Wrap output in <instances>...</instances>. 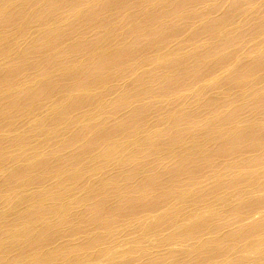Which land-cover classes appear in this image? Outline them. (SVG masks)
I'll return each instance as SVG.
<instances>
[{
  "label": "rangeland",
  "instance_id": "374dc122",
  "mask_svg": "<svg viewBox=\"0 0 264 264\" xmlns=\"http://www.w3.org/2000/svg\"><path fill=\"white\" fill-rule=\"evenodd\" d=\"M30 1L34 2L33 5H25V2L23 3L20 2L19 3L20 6L17 5L16 7H12L11 9L10 7L9 8L6 7L5 5L2 7L3 10H1L0 12V23H1L0 35L1 33L2 35H4L3 36L4 41L6 42L10 41V43L13 42L14 44V47L12 48L11 51L13 54L10 52L9 54L3 55L2 58H1L2 53L0 54V77L1 79L4 80L3 81L0 79V86L2 87L3 85L10 82V80H12L13 77H19V79H22L23 81V79L30 80L31 78H34V76L35 77L41 76V71L42 74L47 73L49 67L54 66L52 64V61L55 65L57 64L59 65L66 62L67 63L71 62L73 60V62H76L73 64L74 66L73 69L76 68L78 70L75 69L73 71L74 74L70 76L65 75V77L64 75L60 77L59 72L57 74V77L56 76L50 77L48 75L43 78L46 79V81L41 79L44 81L42 83L43 85L42 87L39 86L37 89L33 91L24 90L25 92L21 91L18 92L19 94L16 93L14 94V96L12 95L13 96L12 100L17 101L16 102L17 105L10 106L7 110V113L9 114L4 115L5 117H2L3 119L0 118L1 119L0 144L3 145L2 146L3 157H0V161L4 159L7 160L10 158H14L16 155H18L19 157L9 162L10 165L8 163H7L8 166L5 164L6 166L5 169L3 168V171L2 169H0V184H1L0 191L2 189L5 190L3 191L2 194H0L2 196V197L0 196L1 197L0 210L2 208L1 213H3L2 211L4 209H5L4 211H10V212L11 211L13 212L14 210L15 211L18 210L17 208L20 205L19 202H21L19 196L23 197L24 195H26L25 192L28 188L25 190V192L23 189H21V191L15 190V192H13V189H15L14 184H18L22 182L21 181L22 177H20L18 173L17 176L12 175L13 178H10L11 176L8 175L9 179L7 180L3 179L4 177L6 178V175L9 174L10 172L11 173H14V171L18 172L19 167L22 166L26 167L31 164H38L42 161H44L43 162L44 165H47L48 160L56 161L55 164H58L60 158L58 160V157L55 158V156L59 154H61L62 162L65 161V164H70L68 162L71 161L73 162V160L74 161L80 160L85 155L84 154L85 150L88 149L89 147L92 148V145L89 146V144H91L93 141H94L93 142L94 147H96L95 145L97 144L98 141L99 144H97V146L98 145L100 146L101 140L104 136H105L104 137L105 140L103 138L102 142L105 141V144H107L106 142H108L109 147L110 144H112L111 142L116 141L118 143L117 147L119 148L121 146V148L120 150L117 149L120 152L119 156H118V151L116 155H113L112 158L114 162H112V164L111 162L108 163L107 161L106 163H104L105 168L103 167L102 169H104L105 171L102 170L103 173L96 172L93 174V172L88 173L87 171L86 173L88 174L81 173L80 176L77 175L80 177V179L79 177L76 176L77 177L76 179L79 180L78 182L79 186H76L78 191L76 190L74 191L73 186H71L72 187L71 190H70L71 187L69 188V191L70 193H72L73 190L74 191L73 196L75 195L74 197L76 198V200L77 199L78 200L77 201L75 200L77 204L74 203L76 204L74 205L76 207H73L71 205L70 209H68L69 211L65 216L66 220L60 219L61 221H59L52 219L53 223H51V225L53 224V226L51 227V225H49V227H47L48 226L47 224L44 227V229H46L47 232L46 231H43L44 233L42 231L36 232L35 234H32L34 237H32V235H29L31 239H29L28 236L24 238L25 241L19 243H12V244L6 243L0 249V264H264V142H263V146L259 150L256 149L257 151L247 150V148L245 147L246 144L243 146L244 148L242 147L243 149L240 148L239 146V149L237 148V150H235L233 154L231 153L232 155H228L226 152L222 153L221 151V148L223 147V142L226 143L228 140L226 139L224 141L222 136L223 134H226L225 131L228 130L229 132V130L235 127L233 125L236 124L238 125L236 127H240V129L248 130V132H250L251 131L250 129L254 125L263 123L262 118L260 117V114L257 112V110L251 109L248 106L250 103L248 101L251 100L253 98L252 96H254V94L257 93H260V95L264 96V66H263L264 64L260 68L257 67V70L255 68L254 71H252L251 68L247 69L248 66L246 65H249V62L252 63L251 61L253 60L256 61V59L258 60L260 57L262 58V56H264V0H192L193 1V3L191 2L192 4L186 3L185 6H183V8L182 6L179 7L177 6V9H176V3L177 4L182 3V0H166L167 4L165 0H160V1L152 0V2L153 1L155 2V5L152 6L149 5V7L147 2H151V0H147V1L145 0H103V1L97 0L96 1L95 0L96 3L90 7L88 4L84 2V0H81L80 2L79 0H49V1L30 0ZM0 2L8 3L11 5L13 3V0H0ZM144 2L147 4L146 8H145L146 4ZM83 4L87 7L86 8L80 7ZM103 4L106 5V7L105 8L102 7V10L98 11L99 14L90 17ZM31 6H34L36 8L34 12L32 11L33 13L30 14L31 15L30 17V15L25 14L27 12V10L25 9L30 8ZM169 6L171 7L169 8ZM121 7H123V10H121L122 9ZM23 8L24 10H22ZM94 9L95 11L91 13L92 10ZM143 9H144V13L142 12ZM168 9H170L169 10L170 12L168 11ZM36 11L39 12L37 13ZM54 12L56 13L54 14ZM190 12H192L191 16H190ZM13 13L14 15H12ZM4 14L7 16L6 18ZM57 15L58 18H56V20H52L53 24L50 23L49 25H47L48 20H50V18L52 19L54 17H57ZM22 16L23 17L26 16L25 17L26 21L22 19ZM189 16L190 18H188ZM31 20L32 23L30 22ZM204 21L207 22V24ZM208 21H210V23H208ZM59 22L61 24L58 25ZM131 22H134L132 23L133 25L132 28L130 26ZM22 23L26 24L28 27H24L25 25H22ZM45 23L47 24L45 25ZM204 23L206 27H204V31H202L201 28H203L202 25ZM41 25L45 27H42ZM213 25H216L217 27L215 31L209 29L210 26L215 28V26ZM3 26L4 28L8 27L9 30L7 31V28L6 30H4ZM39 26L41 27L39 28ZM26 28L27 29L29 28L28 33L25 37L26 39L24 38L22 39L19 30L21 29L25 30ZM41 28L43 30L44 28H46L47 32L45 31L44 33ZM48 29L50 31H48ZM200 29L202 32L199 31ZM212 31L215 32L213 36L211 35L213 33ZM42 32L45 35L42 34ZM199 32L201 33V35ZM40 33L42 34L43 37L41 36ZM63 33H65V35ZM122 33L126 35L120 36L123 35ZM51 35L54 37H52ZM63 35L64 37H62ZM27 37L29 41H26ZM57 37L58 40L60 39L59 42L56 39ZM65 37H68L69 40ZM5 38H7L8 40ZM117 40H119L121 45H119L120 44L119 42H115ZM27 42L28 43L31 42L27 47L28 51L25 46ZM112 42L113 44H111ZM20 44L21 47H19ZM103 44L104 47L108 46L109 44L108 46L109 48L112 46L119 45V49H120V53L118 57L117 58L115 57L116 62H114L113 64L111 63V65H109L110 68L108 64L109 62H113L112 59H114L115 55L113 57H111L113 54L110 56L111 60L107 58V60L109 61L108 62L106 60L108 62L106 67L107 69L105 68L106 63L104 64L105 60L103 61V55L101 54L102 57L100 56V53L104 54L105 53L104 51L106 50L104 49L102 51L99 50V48H101ZM110 44L112 46H110ZM54 46L56 47V49L54 48ZM125 47L126 49L124 50L123 48ZM66 48L68 49V52ZM17 49L20 50L17 51ZM30 49L31 50L35 49V51L37 52L32 51L31 53ZM24 51L26 54L24 53ZM193 51L196 54H199V55H195L198 56L197 58L198 60L195 57L193 58L194 56V54H192L194 53ZM211 51L212 52L218 51V53L215 52L214 55L215 57L222 56L223 58L224 54L228 55L227 57L228 59L226 57L224 58V61L226 59L227 61L223 62L222 60V63H220L219 66H216V68L211 69L210 66H212L213 63L212 60L214 59L212 58L213 54H211ZM59 53H62V55L63 54L65 55L67 53L68 55L66 54V56H68V58H66V56L61 57L60 56L61 54ZM52 54H55L56 56ZM85 54L88 55L90 59V63L92 65L89 63L88 61L89 59H86L88 57ZM191 55H193L192 58H189ZM53 57L55 58L58 57V58L55 59ZM9 58L11 60L9 62L11 63L8 62ZM48 58L49 60H47ZM27 59L30 61H28ZM63 59H65V61ZM190 59H192L191 61H194V59H196L198 62H195L196 61L195 60L194 63L196 65L198 64L199 65L196 68H194L195 69L193 70L194 72L192 71V73L188 75V71H189L188 66L193 63L190 61ZM82 60H84L85 63L84 62L81 63ZM189 61L191 62V64H188L190 63ZM27 62L30 64H28ZM12 63L13 65H11ZM184 65L186 66V68ZM196 65H194V67ZM4 66H6L7 68ZM180 66L181 68H179ZM11 67L12 69H10ZM172 67L174 68V70L172 69ZM204 67L207 68V71L205 73L204 71L206 69ZM108 68L112 71V73H110L111 71ZM14 70L16 72H14ZM45 70L47 72H45ZM85 70L87 71L85 72ZM106 70L107 71L109 70L108 77H110V74L112 77L111 79L107 80V83L104 82L105 79L102 77L107 75L106 73L108 72ZM178 70L180 72H178ZM211 70L214 72H210ZM114 71L115 73H113ZM236 71H239V73H237ZM17 72H18V76L16 75ZM120 72L121 74L123 73L125 74L118 78L119 76L118 74ZM11 73H15L14 76H11L12 75ZM27 73L28 75L25 76V74ZM209 73H211L212 75ZM173 74L176 76H174ZM191 75L194 76L193 77L194 79L192 78ZM171 76L175 77L176 80ZM178 76L180 80H182L181 82L179 81V78H177ZM49 77L51 80L49 79ZM52 78L53 79L55 78L54 81ZM61 78H65V79L60 80ZM102 79H104V81H102ZM168 79L169 82L171 81V79H174L175 81L173 80L172 82L175 83V86L179 84L178 85L179 87L178 86L176 88L173 87L172 86L173 84L171 82L172 85L171 84L169 85L171 87V88L169 87L171 91L167 92L169 90ZM68 80L70 83L68 82ZM98 81L99 82L101 81L99 85L97 84ZM176 81H179L180 83L179 82L176 83ZM235 81H237V83ZM63 82L67 85H65ZM78 83L80 85H78ZM91 83L95 85V88L97 87L96 91L95 89L90 90V92L94 91L93 93L87 91L84 94V97L82 94L79 93H78L79 97L77 94L71 96L70 97L71 99L73 97L74 98L72 100L69 99L68 101L65 102L67 103L65 104L66 107L64 106V102L61 103V106L65 108L64 111L67 113L61 111L62 107L60 106V101L58 100L55 101L54 103L58 106L57 107L54 104L56 106V107L54 106L55 109L58 110V112L60 111L61 112L58 113L56 111L57 114L55 113L52 116L53 118L48 117V114L47 112L44 111V109H46L45 107H48V104H50L49 101L51 99L55 100L56 98L60 97V95L63 92L65 93L66 90L75 91L80 87L86 85H87L86 87L89 88V86H93L90 85ZM181 83L184 85L183 88H181L183 86ZM246 83L248 84V86ZM36 84L38 85V83ZM45 84L47 85V87ZM65 86L66 87L68 86L69 88L68 87L66 88ZM236 87L239 88L237 89ZM104 88L109 90L107 91L108 93L106 92L107 96L105 103L107 104V106L103 105L102 107L99 104L98 106L95 102L89 104L90 99L94 98L95 94H99L100 92H103ZM175 89L176 91H174ZM17 95L23 97L26 96L25 98V100H27L26 103L24 98ZM27 96H29V98ZM20 99L22 100L19 101ZM18 102L20 103L19 105ZM40 102L41 104H39ZM212 102L215 103L212 104ZM76 103L79 106L75 107V105H77ZM38 104L40 105V107ZM216 104L218 105L216 106ZM67 105L69 106V108L70 105L72 106L69 109ZM240 105L242 109L240 108ZM1 107L2 105H0V109ZM33 107L37 109H34ZM59 107L61 108L59 109ZM67 109L68 111L71 110L70 114L67 111ZM237 109L238 110L240 109V111H238V117H237L238 119L234 117L233 120V117H230V115L233 113V111ZM28 111L31 112L35 111V115H30V116L28 115L27 117H24L25 120H23V118L22 120L16 119L19 122L13 123L15 124V126L12 129H10L12 132L7 128H5V126L7 127L8 125L7 123L11 124V122L14 121L15 118L19 117V115L22 116L25 115ZM171 112L173 113L172 116H174L175 122L177 117L180 116L181 118H185L187 116L190 117V118L187 117V119L190 122L185 118L183 121L184 124L182 123L183 125L182 124L180 125L181 129L179 134L176 132L177 124L175 125L174 124L175 122L172 119L169 120ZM194 112H197L198 114L192 116ZM64 114H65L64 118L66 121L63 118ZM67 114H69V116ZM167 114H169V116ZM211 116L214 118H218L217 121L222 122V123L218 122L219 124H216L217 121L215 122V127L217 128L216 135L218 134L219 135L217 136L218 138H216V140L214 141L209 137L210 134H208V129H209L208 126H210V124H208L209 123L208 121H211L210 120L212 118ZM223 116H225L224 117L225 119L223 118ZM11 118L14 120H9ZM44 118H47L44 125L47 126L46 127L43 126L44 128L40 127L37 132L36 131L38 127L37 125L39 124L40 120H43ZM191 118H193V120H190ZM6 119H8V122L4 123L3 121ZM52 119L54 120L51 121ZM161 120L163 124L161 123ZM191 121L192 123L196 122L195 126L194 124H191ZM247 122L249 123L247 124ZM185 123H187V125ZM223 123L227 126L224 127ZM59 124L62 127H60ZM145 125L146 127H144ZM53 126L55 127L53 128L52 132L48 133V130ZM219 126H223V127L218 128ZM147 127L150 130H148ZM185 127L189 128L190 130L192 129L190 131V134L188 133L184 135V131L182 129H184ZM42 128L44 130H42ZM153 128L155 130H153ZM221 128H223L224 131H221L222 130ZM142 129H144V131H142ZM83 130L85 131L87 130V133L84 132V134L85 137L88 139V140L85 139L84 142L82 139L83 135L80 134L81 131ZM131 130L134 131L135 133H133ZM136 131L138 133H136ZM217 131L220 133H218ZM31 133H33L34 135H32ZM52 133H56V134H52ZM78 133L79 135L78 137H76ZM197 133H199L200 135L198 136ZM30 134L32 137L30 136ZM134 134H136V136ZM164 134L166 135L164 136ZM174 134H176L177 136ZM21 135L26 136L25 137L26 139L29 138L27 139L29 142H27L23 147L21 146L22 147L21 149L20 148L16 149V147H11V148L8 147L10 149L9 150L4 148V146L6 147V145L9 143L10 140L21 137ZM170 135L173 138H170L171 137ZM186 135H188V137ZM74 136L76 137V139L74 138ZM182 136H184L185 138ZM192 136L194 137L196 136V137L194 138ZM219 136H221L220 140H219ZM38 137L41 138L38 140ZM177 137L179 139L177 140L178 145L175 149L176 151L174 150L176 154L171 156L170 151H168V149H164L163 147L164 145L166 146L167 144H169L168 141L171 139L172 140L170 143H174V140L176 141ZM190 137H192V139ZM198 137H200V139H198ZM68 138L69 139L74 138L73 140H70L69 144H71V146L69 148H67L66 146H62L63 142ZM33 139H36V142ZM141 139L144 142L140 141ZM196 139L198 140L196 141ZM90 140L92 142H90ZM107 140H111V141H107ZM38 141L39 143H42L41 144L42 146L39 147L40 144L39 145L37 144ZM133 142L134 143L137 142L136 144L139 146H137ZM152 142L153 144H151ZM196 142H198L199 145ZM200 142L203 144H200ZM30 143H33V145ZM35 143L37 145H35ZM29 145H31L33 148ZM141 145L145 147L142 148ZM35 146L40 148L38 149L39 152L37 151ZM155 146H156V150L154 148ZM212 146L214 150V155L211 157V164L209 165V167L207 165L206 166L200 165V169H197V174H192L194 173V170L192 169L193 165L194 164L196 165V162H194V160H198L199 151H201V149L199 148L202 149L204 148L203 150H207V149L210 150ZM135 147H137V149ZM159 147H161L162 150ZM194 148L196 149L194 150ZM89 149L86 150V153L87 151H89ZM189 150L190 151L193 150L194 151L193 153L196 152L195 157L193 156L194 154L192 153V151L191 153H189L190 152ZM219 150L221 153H219ZM121 151L123 152L122 154ZM52 152L55 153L52 154ZM56 152H58V154ZM62 152L64 155L62 154ZM156 152H158L159 154ZM175 155L178 159L181 158L180 156L183 155V158H185L184 162H186V164L187 163L189 164L188 166H185L184 171L186 168H188L189 170L187 169L185 172H183L182 175L177 176L176 178L175 177L172 178L173 176V171H172V175L170 174L168 178L164 179L163 178L164 175L161 169L163 170V168H165V166L167 165L168 166L172 164L174 165L175 162L177 164L178 160L175 157ZM45 156L47 157L50 156L48 157L50 159H48ZM53 156L55 159L52 158ZM63 156H65L64 157L65 159L63 158ZM123 157H125V159ZM257 158H260L259 159L260 162H257L258 164L255 163L256 162L255 160H257ZM86 159L87 158L83 159V161L85 160L86 162H83L82 170L84 169V167H87V165L89 164V161H87ZM192 160L194 163L192 162ZM107 163L111 164L109 166L110 168L107 167L108 166ZM204 164H205V160H204ZM90 165L92 164H89L88 168L91 167ZM41 168L42 166L39 167V170L36 169L37 171L35 172L37 174L34 173L35 174L34 178L32 176L31 177L28 176L30 177L27 179L29 180L28 183L30 182L29 184L32 185L37 184L38 183L37 179H39L40 177L41 179H44L46 181L48 180V178H46L48 177V173H46L48 171V169L46 168L48 167H46L45 169L43 168L41 169ZM43 170H45L44 174H42ZM142 170L144 172H142ZM41 174L44 177H42ZM99 174H103L102 177H100ZM81 177L83 178V180L81 179ZM162 178L166 182L165 186L162 183L163 182ZM23 179L24 178H22V180ZM152 179L154 181H152ZM171 179L173 182L171 181ZM27 180L24 179L23 181L27 182ZM32 180L33 182L36 181L35 184L32 182ZM7 181L8 183L6 184ZM95 182L96 185L98 184L100 186V188L98 185L97 186L94 185ZM3 183H5L6 185ZM84 183L89 184L88 188H91L90 190L88 189L87 191L88 194L85 193L84 191H79L80 189H78L81 188V185ZM103 183H105L106 185H104ZM9 184H11V187ZM46 184H47L46 186H48V183ZM76 187H74V189H76ZM161 188L163 191L161 190ZM94 191L97 193H95ZM15 193L16 194L20 193V194L19 195L17 194L16 196ZM83 194L85 197L83 196ZM93 194L94 195L97 194L95 198H93ZM79 197L81 199H79ZM7 199L9 200L7 201ZM4 200H6L7 202ZM4 202L6 204H4ZM46 202H48V200ZM13 208L14 210H12ZM71 209L72 212L73 211L75 212V213L73 212L74 215L72 214ZM106 210H108V212ZM116 210H118V212ZM45 211L46 212H44V214L48 215L47 210ZM36 212L37 211L34 212V215H36ZM40 213L38 210L37 217L43 216V212L40 211ZM114 214H116L115 215L116 217H114ZM174 215L175 218L173 217ZM71 217H73V219H71ZM179 217L183 219H179ZM129 219H131L132 221ZM173 219H175L174 220L175 222H173ZM56 221L59 222L58 225L57 223H54ZM170 221H172L173 223ZM182 221L184 222V224ZM86 222L89 223L86 224ZM88 226L89 228H87ZM55 229L57 230L55 231ZM40 232H42L41 234L44 235L42 236ZM67 232H69L70 235ZM66 234H68L69 237ZM36 237H38V239H36ZM41 238H43V240L45 241H43ZM34 240L36 242H34ZM93 241H95V243H92ZM50 244L51 245L55 244V245L54 247L53 245L50 247ZM202 247H204V249ZM34 250L35 252L38 251L37 253H40V255H38V257L33 259L30 258L28 254L33 252ZM25 253L27 254L26 260L21 261V257H20L21 254L26 255Z\"/></svg>",
  "mask_w": 264,
  "mask_h": 264
},
{
  "label": "bare ground",
  "instance_id": "6f19581e",
  "mask_svg": "<svg viewBox=\"0 0 264 264\" xmlns=\"http://www.w3.org/2000/svg\"><path fill=\"white\" fill-rule=\"evenodd\" d=\"M36 1V0H35ZM49 1V0H48ZM97 1V0H96ZM96 1L95 0H84V2L86 3V4H88L89 5V7L90 6H92V5H94L95 3H96ZM103 1V0H102ZM145 1H147V0H145ZM156 1V0H155ZM160 1V0H159ZM166 1V0H165ZM183 1V0H182ZM190 1V0H189ZM3 2V1H2ZM8 2V1H7ZM17 2V3H16ZM23 3V2H25V5H33V3L34 2H32V1H30V0H13V3L10 5V4H8V3H1L0 2V12H1V10H3V6H5L6 5V7H10V9L12 8V7H16L17 5L18 6H20V4L19 3ZM42 2V1H41ZM191 2L193 3V1L191 0ZM196 2H198V1H196ZM51 3V2H50ZM108 3V2H107ZM126 3V2H125ZM145 3V2H144ZM143 3V4H144ZM148 3V7H149V5L150 6H152V5H155V2L153 1L152 2V0H151V2H147ZM153 3V4H152ZM161 3V2H160ZM192 3H190V4H192ZM46 4V3H45ZM146 4V3H145ZM166 4H167V1H166ZM7 5H9V6H7ZM23 5V4H22ZM21 5V6H22ZM24 5V6H25ZM44 5V4H43ZM175 5V4H174ZM174 5H173V7H174ZM35 6H36V4H35ZM73 6V5H72ZM141 6V5H140ZM146 6H147V4L145 5V8H146ZM23 7V6H22ZM39 7H41V6H39ZM80 7H87V6H85L84 4L83 5H81ZM102 7L103 8H105L106 7V5H101V7L97 10V11H95L94 13H95V15L96 14H99V12L98 11H101L102 10ZM143 7H144V5H143ZM148 7H147V9H148ZM171 6H169V8H170ZM7 8V9H8ZM21 8V7H20ZM27 8V7H26ZM35 8L36 7H34V6H31L30 8H27V9H25V10H27V12L25 13V14H28V15H30L31 13H33L34 12V10H35ZM45 8V7H44ZM46 8H48V7H46ZM122 9L121 10H123V7H121ZM142 8V7H141ZM6 9V8H5ZM18 9V8H17ZM88 9V8H87ZM9 10V9H8ZM22 10H24V8L22 9ZM37 10H39V9H37ZM42 10H43V8H42ZM63 10V9H62ZM82 10V9H81ZM150 10V9H149ZM155 10V9H154ZM170 9H168V11H169ZM175 10V9H174ZM17 11V10H16ZM19 11H20V9H19ZM33 11V12H32ZM60 11V10H59ZM85 11V10H84ZM147 11V10H146ZM145 11V12H146ZM230 11H232V10H230ZM230 11H229V13H230ZM14 12V11H13ZM37 12V11H36ZM39 12V11H38ZM37 12V13H38ZM64 12H65V10H64ZM96 12H98V13H96ZM130 12V11H129ZM143 13H144V9H143V11H142ZM170 12V11H169ZM3 13V12H2ZM8 13V12H7ZM56 12H54V14H55ZM82 13V12H81ZM84 13V12H83ZM191 13L192 12H190V16H191ZM24 14V15H25ZM57 14H58V12H57ZM5 15V14H4ZM8 15V14H7ZM12 15H14V13L12 14ZM32 15H34V14H32ZM52 15V14H51ZM56 16V15H55ZM190 16L188 17V18H190ZM192 16H195V15H192ZM7 16L5 15V18H6ZM25 17L26 16H22V19L23 20H25ZM30 17H31V15H30ZM50 17V16H49ZM52 17V16H51ZM61 17V16H60ZM142 17V16H141ZM4 18V17H3ZM4 18V19H5ZM17 18V17H16ZM21 18V17H20ZM33 18V17H32ZM56 18H58V15H57V17H54V18H50V20H48V24L47 23H45V25L47 24V25H49L50 23H52V20H56ZM138 18V17H137ZM144 18V17H143ZM19 19V18H18ZM192 19V18H191ZM47 20V19H46ZM58 20V19H57ZM70 20V19H69ZM132 20V19H131ZM143 20V19H142ZM216 20V19H215ZM20 21H22V20H20ZM26 21V20H25ZM37 21H40V20H37ZM81 21V20H80ZM212 21V20H211ZM219 21V20H218ZM19 22V21H18ZM31 23H32V20L30 21ZM34 22V21H33ZM46 22V21H45ZM205 22V21H204ZM214 22V21H213ZM223 22V21H222ZM24 23V22H23ZM22 23V25H25L24 27H28L26 24H23ZM41 23V22H40ZM68 23V22H67ZM132 23H134V22H131L130 24V26H131V28H132ZM143 23V22H142ZM156 23V22H155ZM206 24H207V22H205ZM205 23L203 24V25H205ZM208 23H210V21H208ZM215 23V22H214ZM214 23H212V24H214ZM1 24V23H0ZM12 24V23H11ZM38 24V23H37ZM53 24V23H52ZM59 24H61L60 22L58 23V25ZM64 24V23H63ZM82 24V23H81ZM211 24V25H212ZM3 25H4V23H3ZM5 25H7V24H5ZM13 25H14V23H13ZM19 25H20V23H19ZM144 25V24H143ZM202 25V27L203 28H201L202 29V31H204V27H206V25L205 26H203ZM216 25H217V23H216ZM216 25H213V26H215V28L214 27H212V26H210V30H214L215 31V29L217 28L216 27ZM2 26V25H1ZM12 26V25H11ZM42 27H45V26H43V25H41ZM41 26H39V28L41 27ZM127 26V25H126ZM167 26V25H166ZM222 26H223V24H222ZM15 27V26H14ZM19 27V26H18ZM29 27H30V25H29ZM47 27V26H46ZM51 27V26H50ZM79 27V26H78ZM152 27H153V25H152ZM258 27V26H257ZM7 28V31L9 30L8 29V27H6ZM6 28H4V26H3V29L4 30H6ZM9 28H11V27H9ZM48 28H49V26H48ZM55 28V27H54ZM58 28V27H57ZM122 28V27H121ZM124 28V27H123ZM207 28H208V25H207ZM213 28V29H212ZM224 28V27H223ZM15 29V28H14ZM29 29V28H28ZM28 29L26 28L25 30H23V29H21V30H19V32H20V35L22 36V39L24 38V39H26L25 37H26V35H27V33H28ZM42 29V28H41ZM130 29V28H129ZM140 29V28H139ZM150 29V28H149ZM201 29L199 30L200 32H202L201 31ZM221 29V28H220ZM219 29V30H220ZM254 29V28H253ZM17 30V29H16ZM52 30H53V28H52ZM57 30V29H56ZM61 30V29H60ZM67 30V29H66ZM75 30V29H74ZM131 30V29H130ZM208 30V29H207ZM206 30V31H207ZM218 30V31H219ZM257 30V29H256ZM15 31V30H14ZM42 31L45 33V31H46V28H44V30L42 29ZM48 31H50L49 29H48ZM96 31V30H95ZM118 31V30H117ZM121 31V30H120ZM209 31V30H208ZM10 32V31H9ZM17 32V31H16ZM42 32V34H44ZM47 32V31H46ZM54 32V31H53ZM58 32V31H57ZM84 32V31H83ZM94 32V31H93ZM115 32H116V30H115ZM131 32V31H130ZM199 32V33H200ZM213 32V31H212ZM217 32V31H216ZM6 33V32H5ZM49 33V32H48ZM52 33V32H51ZM127 33V32H126ZM196 33V32H195ZM198 33V34H199ZM214 33L215 32H213L211 35L213 36L214 35ZM12 34V33H11ZM18 34V33H17ZM31 34V33H30ZM41 34V33H40ZM42 34H41V36H42ZM56 34V33H55ZM59 34V33H58ZM64 35H65V33H63ZM112 34V33H111ZM119 34V33H118ZM123 34V33H122ZM144 34H145V32H144ZM217 34V33H216ZM10 35V34H9ZM45 35V34H44ZM61 35H62V33H61ZM64 35L62 36V37H64ZM124 35H126V34H123V35H120V36H124ZM200 35H201V33H200ZM4 35H2V33H1V35H0V54L2 53V56H1V58L3 57V55H6V54H9L11 51H12V48L14 47V44H13V42L12 43H10V41L9 42H6V41H4L3 40V37ZM6 36V35H5ZM14 36V35H13ZM20 36V37H21ZM52 36V35H51ZM67 36H68V34H67ZM77 36V35H76ZM129 36H130V33H129ZM195 36V35H194ZM197 36V35H196ZM43 37V36H42ZM49 37V36H48ZM52 37H54V36H52ZM72 37H73V35H72ZM104 37V36H103ZM140 37V36H139ZM10 38V37H9ZM60 38H61V36H60ZM65 38H67L68 39V37H65ZM82 38V37H81ZM129 38V37H128ZM199 38V37H198ZM232 38V37H231ZM5 39H7V38H5ZM36 39V38H35ZM45 39V38H44ZM54 39V38H53ZM57 40H58V37L56 38ZM8 40V39H7ZM21 40V39H20ZM41 40V39H40ZM60 40V39H59ZM59 40H58V42H59ZM69 40V39H68ZM194 40V39H193ZM26 41H29L28 40V37H27V40ZM52 41V40H51ZM103 41V40H102ZM107 41V40H106ZM105 41V42H106ZM225 41H226V39H225ZM34 42H35V40H34ZM36 42H37V40H36ZM47 42V41H46ZM53 42V41H52ZM51 42V43H52ZM115 42H119V40H117V41H115ZM193 42V41H192ZM198 42V41H197ZM25 43V42H24ZM28 43V42H27ZM26 43V49H27V47H28V45H29V43H31V42H29L28 44ZM45 43V42H44ZM48 43V42H47ZM50 43V42H49ZM60 43H61V41H60ZM60 43H59V45H60ZM65 43H67V42H65ZM104 43V42H103ZM120 43V42H119ZM221 43V42H220ZM15 44H16V42H15ZM19 44V43H18ZM37 44V43H36ZM39 44H40V42H39ZM57 44V43H56ZM71 44V43H70ZM105 44H107V43H105ZM111 44H113V42L111 43ZM110 44V46H112ZM118 44V43H117ZM35 45V44H34ZM45 45V44H44ZM44 45H43V47H44ZM47 45V44H46ZM53 45V44H52ZM68 45V44H67ZM101 45V44H100ZM114 45H115V43H114ZM119 45H121V43L119 44ZM119 45L117 46H112V47H108L109 46V44H108V46H106V47H104V44H103V46L101 47V48H99V50H106V51H104L105 53L103 54V53H100V56H101V54L103 55V61L105 60V62H104V64L106 63V66H105V68L107 67V64H108V60H107V58L108 59H110L111 60V57H113L114 55V59H112L113 60V62H109V64H108V66L109 65H111V63L113 64L114 62H116V60H115V57L117 58L118 57V55H119V53H120V49H119ZM17 46V45H16ZM24 46V47H25ZM40 46V45H39ZM49 46V45H48ZM189 46V45H188ZM19 47H21V44H20V46ZM23 47V48H24ZM33 47V46H32ZM31 47V48H32ZM37 47V46H36ZM69 47H70V45H69ZM72 47V46H71ZM88 47H90V46H88ZM87 47V48H88ZM99 47V46H98ZM39 48V47H38ZM54 48L56 49V47L54 46ZM58 48V47H57ZM62 48V47H61ZM48 49H49V47H48ZM52 49H53V46H52ZM65 49V48H64ZM67 49V48H66ZM94 49V48H93ZM124 50L126 49V47L125 48H123ZM14 50V49H13ZM18 50H20V49H17V51ZM44 50H45V48H44ZM87 50V49H86ZM109 50V51H108ZM214 50V49H213ZM27 51H28V49H27ZM30 51H31V53H32V51H35V49L34 50H31L30 49ZM43 51V50H42ZM52 51V50H51ZM57 51H58V49H57ZM62 51V50H61ZM82 51V50H81ZM35 52H37V51H35ZM34 52V53H35ZM48 52H49V50H48ZM54 52V51H53ZM60 52V51H59ZM67 52H68V49H67ZM93 52V51H92ZM109 52V53H108ZM114 52H115V54H114ZM174 52V51H173ZM194 52V51H193ZM208 52V51H207ZM215 52H217L218 53V51H211V54H213L212 55V58H214L212 61H213V63H212V66H210V68L212 69H214V68H216V66H219V64L220 63H222V60H223V62H225V61H227V57H228V55H226V54H224L223 56V58H222V56H214L215 55ZM12 53V52H11ZM18 53V52H17ZM24 53H25V51H24ZM30 53V52H29ZM64 53V52H63ZM87 53H88V51H87ZM91 53V52H90ZM94 53V52H93ZM161 53V52H160ZM199 53V52H198ZM13 54V53H12ZM26 54V53H25ZM24 54V55H25ZM41 54H42V52H41ZM47 54V53H46ZM45 54V55H46ZM59 54H61L60 56L62 57H64V56H66V54L64 55H62V53H59ZM92 54V53H91ZM113 54V55H112ZM137 54V53H136ZM192 54H194V56L193 55H191L189 58H192V56H193V58L195 57L196 59L198 58V56H195V55H199V54H196L195 52L194 53H192ZM23 55V56H24ZM30 55V54H29ZM52 55H55V54H52ZM68 55V54H67ZM85 55H87V54H85ZM88 55H89V53H88ZM88 55H87V57H88ZM112 55V56H111ZM145 55H146V53H145ZM207 55H208V53H207ZM226 55V56H225ZM11 56V55H10ZM9 56V57H10ZM19 56V55H18ZM17 56V57H18ZM21 56V55H20ZM34 56V55H33ZM47 56V55H46ZM51 56V55H50ZM56 56V55H55ZM71 56H72V54H71ZM74 56V55H73ZM80 56V55H79ZM111 56V57H110ZM158 56V55H157ZM6 57V56H5ZM38 57H39V55H38ZM41 57V56H40ZM52 57V56H51ZM77 57H78V55H77ZM82 57V56H81ZM80 57V58H81ZM84 57V56H83ZM86 57V56H85ZM93 57V56H92ZM102 57V56H101ZM110 57V58H109ZM161 57V56H160ZM227 58L225 61H224V58ZM21 58V57H20ZM26 58H28V57H26ZM53 58H55V57H53ZM56 58H58V57H56ZM55 58V59H56ZM66 58H68V56H66ZM69 58H70V56H69ZM74 58V57H73ZM146 58V57H145ZM157 58H159V57H157ZM189 58H188V60H189ZM202 58V57H201ZM261 58V57H260ZM256 59V61H251L252 63H250L249 62V65H246V66H248V68L247 69H249V68H251L252 69V71H254V69L256 68V70H257V67L258 68H260L263 64H264V56H262V58L261 59ZM15 59V58H14ZM24 59V58H23ZM84 59V58H83ZM86 59H89V57L88 58H86ZM98 59V58H97ZM100 59V58H99ZM196 59H194V61L196 60ZM6 60H7V58H6ZM28 60V59H27ZM47 60H49V58L47 59ZM52 60V59H51ZM61 60V59H60ZM64 61H65V59H63ZM68 60V59H67ZM76 60V59H75ZM85 60V59H84ZM84 60H82V62L81 63H83L84 62ZM102 60V59H101ZM108 62H107V61ZM192 59H190V61H191ZM198 60V59H197ZM195 61V62H198V61ZM9 61H11L10 60V58H9V60H8V62ZM28 61H30V60H28ZM71 61V60H70ZM77 61V60H76ZM89 61V63H90V59L88 60ZM94 61V60H93ZM96 61V60H95ZM100 61V60H99ZM145 61V60H144ZM189 61V62H190ZM194 61H191V62H193L194 63ZM210 61V60H209ZM13 62V61H12ZM47 62V61H46ZM59 62V61H58ZM62 62V61H61ZM151 62V61H150ZM188 62V61H187ZM191 62L190 63H188V64H191ZM203 62V61H202ZM9 63H11V62H9ZM24 63V62H23ZM28 63V62H27ZM33 63V62H32ZM48 63V62H47ZM74 63H76V62H73V60L71 61V62H66V63H62V64H57V65H55L54 63H53V61H52V64L54 65V66H52V67H49V69L46 71L45 70V72H47V73H43L42 74V71H41V76H37V77H35L34 76V78H31L30 80H24L23 79V81H22V79H19V77H13L12 78V80H10V82H8L7 84H5V85H3L2 87L0 86V105H2V107H1V109H0V118L1 119H3L2 117H5L4 115H6V114H9V113H7V110H8V108L10 107V106H16L17 105V101H15V100H12L13 98V96H14V94H16V93H18V92H21V91H24V90H30V91H33V90H35V89H37L39 86H43L42 85V83L44 82V81H46V79H43L44 77H46V76H50V77H52V76H56L57 77V74H58V72L60 73V77L62 76V75H64V77H65V75H68V76H70V75H72V74H74V70L76 69H73L74 68V66H73V64ZM80 63V62H79ZM85 63V62H84ZM88 63V62H87ZM191 64V65H189L188 66V68H189V71L188 70H186V71H188V75L190 74V73H192V71L193 70H195L194 68H196L198 65H196L195 63L194 64ZM205 63V62H204ZM204 63H202V64H204ZM211 63V62H210ZM215 63V64H214ZM17 64V63H16ZM28 64H30V63H28ZM39 64V63H38ZM43 64H44V62H43ZM91 64V63H90ZM206 64V63H205ZM251 64V65H250ZM5 65V64H4ZM9 65V64H8ZM7 65V66H8ZM11 65H13V63L11 64ZM21 65V64H20ZM42 65V64H41ZM76 65V64H75ZM79 65V64H78ZM89 65V64H88ZM92 65V64H91ZM165 65V64H164ZM194 65H196L195 67H194ZM3 66V65H2ZM10 66V65H9ZM26 66H28V65H26ZM49 66V65H48ZM73 66V67H72ZM81 66V65H80ZM94 66V65H93ZM179 66V65H178ZM182 66V65H181ZM181 66L179 67V68H181ZM185 66V65H184ZM208 66V65H207ZM264 66V65H263ZM4 67H6V66H4ZM13 67V66H12ZM12 67L10 68V69H12ZM21 67H23V66H21ZM20 67V68H21ZM30 67V66H29ZM78 67V66H77ZM129 67V66H128ZM206 67V66H205ZM204 67V68H205ZM7 68V67H6ZM5 68V69H6ZM45 68H46V66H45ZM81 68V67H80ZM89 68V67H88ZM87 68V69H88ZM109 68H110V66H109ZM108 68V69H109ZM171 68V67H170ZM184 68V67H183ZM185 68H186V66H185ZM204 68H203V70H204ZM263 68V67H262ZM15 69V68H14ZM23 69V68H22ZM51 69H52V71H51ZM86 69V68H85ZM107 69V68H106ZM172 69L174 70V68L172 67ZM176 69V68H175ZM206 70L204 71V73L207 71V68H205ZM250 69V70H251ZM8 70H9V67H8ZM7 70V71H8ZM44 70V69H43ZM76 70H78V69H76ZM110 70V69H109ZM109 70L107 71L108 73H106L107 75H105V73H104V75L105 76H102L104 79H105V81H104V79H102V81H104V82H106L107 83V80H109V79H111L112 77H111V74H110V77H108V74H109ZM114 70V69H113ZM117 70V69H116ZM115 70V71H116ZM169 70H171V69H169ZM181 70V69H180ZM6 71V70H5ZM18 71V70H17ZM19 71H21V70H19ZM23 71V70H22ZM87 70H85V72H86ZM111 71V70H110ZM115 71L113 72V73H115ZM176 71V70H175ZM174 71V72H175ZM248 71V70H247ZM11 72V71H10ZM14 72H16L15 70H14ZM30 72V71H29ZM76 72V71H75ZM83 72V71H82ZM82 72H80V73H82ZM164 72V71H163ZM173 72V71H172ZM177 72V71H176ZM178 72H180L179 70H178ZM194 72V71H193ZM210 72H214V71H210ZM237 73H239V71H236ZM257 72V71H256ZM79 73V74H80ZM110 73H112V71L110 72ZM232 73V72H231ZM254 73V72H253ZM258 73V72H257ZM260 73V72H259ZM6 74V73H5ZM10 74V73H9ZM12 75L11 76H14V74L15 73H11ZM47 74V75H46ZM77 74V73H76ZM117 74V73H116ZM125 73H123V74H121V72L118 74L119 76H118V78L120 77V76H123ZM175 74V73H174ZM173 74V75H174ZM177 74V73H176ZM179 74V73H178ZM209 74H211V73H209ZM261 74V73H260ZM2 75H3V73H2ZM17 76H18V72H17V74H16ZM20 75H21V73H20ZM26 75H28V73L27 74H25V76ZM39 75H40V73H39ZM195 75V74H194ZM197 75V74H196ZM207 75V74H206ZM212 75V74H211ZM232 75V74H231ZM254 75V74H253ZM6 76V75H5ZM7 76H9V75H7ZM81 76V75H80ZM174 76H176V75H174ZM192 76V75H191ZM190 76V77H191ZM24 77V76H23ZM50 77H49V79H50ZM76 77H78V76H76ZM170 77V76H169ZM168 77V78H169ZM172 77V76H171ZM194 76H192V78H193ZM197 77V76H196ZM206 77V76H205ZM229 77H231V76H229ZM233 77V76H232ZM59 78V77H58ZM72 78V77H71ZM80 78V77H79ZM172 78H174L175 80H176V78L175 77H172ZM177 78H179V76L177 77ZM228 78V77H227ZM0 79H1V77H0ZM4 79H6V78H4ZM28 79V78H27ZM41 79H43V80H41ZM53 79V78H52ZM55 79V78H54ZM54 79H53V81H54ZM62 79H65V78H61L60 80H62ZM66 79H67V77H66ZM98 79V78H97ZM164 79V78H163ZM174 79H171V81L169 82V79H168V82H169V84H168V88L170 87L169 85L171 84V82L174 80ZM194 79V78H193ZM1 80H3V79H1ZM8 80V79H7ZM51 80V79H50ZM70 80V79H69ZM69 80H68V82H69ZM81 80V79H80ZM79 80V81H80ZM100 80H101V77H100ZM114 80H115V77H114ZM174 80V81H175ZM238 80V79H237ZM248 80V79H247ZM4 81V80H3ZM76 81V80H75ZM153 81V80H152ZM158 81V80H157ZM179 81L181 82L182 80H180V78H179ZM179 81H176V83H178ZM240 81V80H239ZM48 82V81H47ZM59 82V81H58ZM66 82V81H65ZM77 82V81H76ZM101 82V81H100ZM99 81H98V85H99V83H100ZM179 82V83H180ZM236 83H237V81H235ZM243 82V81H242ZM36 83H38V85L36 84ZM50 83V82H49ZM52 83V82H51ZM64 83V82H63ZM67 83V82H66ZM70 83V82H69ZM75 83V82H74ZM83 83V82H82ZM88 83V82H87ZM153 83V82H152ZM2 84H3V82H2ZM56 84V83H55ZM65 84V83H64ZM95 84V83H94ZM173 84V85H172ZM172 86L173 87H177L179 84H177L176 86H175V83H173L172 82ZM182 84V83H181ZM180 84V85H181ZM187 84V83H186ZM186 84H185V86H186ZM241 84V83H240ZM247 84V83H246ZM46 85V84H45ZM60 85H62V84H60ZM65 85H67V84H65ZM78 85H80L79 83H78ZM90 85H93L92 83L90 84ZM98 85H96V86H98ZM183 85V84H182ZM233 85V84H232ZM245 85V84H244ZM257 85V84H256ZM49 86V85H48ZM64 86V85H63ZM75 86V85H74ZM82 86V85H81ZM87 86V85H86ZM86 86H83V87H80L79 89H77V90H75V91H71V90H69V91H67L66 90V92L64 93H62L61 95H60V97H58V98H56L55 100H48L49 102H50V104H48V107H45L46 109H44V111L45 112H47V114H48V117L50 118V117H52L55 113L57 114V112H58V110H56L55 109V107L57 106L54 102L55 101H60V106H61V103H63L64 102V106L66 107V105L65 104H67V103H65L66 101H68L69 99H71L70 97L71 96H74L75 94H77L78 95V93L79 94H82L83 95V97H84V94L87 92V91H89L90 92V90H92V89H95V91H96V89H97V87L95 88V85H93V86H89V88L88 87H86ZM105 86V85H104ZM220 86V85H219ZM236 86V85H235ZM241 86V85H240ZM247 86H248V84H247ZM46 87H47V85H46ZM66 87V86H65ZM68 87V86H67ZM66 87V88H67ZM98 87H100V86H98ZM173 87H172V89H173ZM179 87V86H178ZM184 87V85L181 87V88H183ZM243 87V86H242ZM249 87H251V86H249ZM69 88V87H68ZM167 88V89H168ZM171 88V87H170ZM169 88V90L167 91V92H170L171 91V89ZM231 88V87H230ZM237 88V87H236ZM239 88V87H238ZM237 88V89H238ZM245 88V87H244ZM244 88H242V89H244ZM248 88V87H247ZM45 89V88H44ZM74 89V88H73ZM130 89V88H129ZM40 90H41V88H40ZM49 90V89H48ZM99 90V89H98ZM101 90V89H100ZM131 90V89H130ZM203 90V89H202ZM44 91V90H43ZM57 91V90H56ZM62 91V90H61ZM107 91H109V90H107V89H103V92H98L99 94H95V97L94 98H92V99H90V102H89V104L90 103H92V102H95L97 105L99 104V105H101L102 107H103V105L104 106H107V104L105 103L106 102V92ZM174 91H176V89L174 90ZM240 91H241V89H240ZM25 92V91H24ZM23 92V93H24ZM92 92V91H91ZM90 92V93H91ZM94 92V91H93ZM92 92V93H93ZM96 92V93H97ZM108 93V92H107ZM215 93V92H214ZM243 93V92H242ZM19 94V93H18ZM22 94V93H21ZM30 94V93H29ZM54 94V93H53ZM129 94V93H128ZM226 94V93H225ZM13 95V96H12ZM48 95V94H47ZM94 95V94H93ZM92 95V96H93ZM109 95V94H108ZM251 95V94H250ZM17 96H20V95H17ZM36 96V95H35ZM35 96H34V98H35ZM44 96V95H43ZM98 96V97H97ZM133 96V95H132ZM20 97H22V98H24V100H25V98H26V96L25 97H23V96H20ZM28 98H29V96H27ZM46 97V96H45ZM55 97V96H54ZM54 97H53V99H54ZM78 97H79V95H78ZM130 97V96H129ZM200 97V96H199ZM243 97V96H242ZM253 98L251 99V100H249L248 102H250L249 103V107L251 108V109H254V110H257V112L260 114V117L262 118V121H263V123H261V124H256V125H252L253 127L250 129L251 131L250 132H248V130H242V129H240V127H236V126H238V125H233V126H235V127H233L231 130H229V132H228V130L227 131H225V133L226 134H223V139H224V141L226 140V139H228L227 140V142L225 143V142H223V147L221 148V151H222V153H224V152H226L228 155H232L233 153H234V151L235 150H237V148L239 149V146H240V148H242L245 144V147L247 148V150H253V151H257V150H259L262 146H263V142H264V96H262V95H260V93H257V94H254V96H252ZM15 98V97H14ZM19 98V97H18ZM40 98V97H39ZM74 98V97H73ZM72 98V99H73ZM71 99V100H72ZM83 99V98H82ZM86 99V98H85ZM97 99V100H96ZM199 99V98H198ZM239 99V98H238ZM22 99H20L19 101H21ZM23 100V101H24ZM32 100V99H31ZM34 100H36V99H34ZM84 100V99H83ZM221 100V99H220ZM229 100V99H228ZM244 100V99H243ZM245 100H247V99H245ZM26 101L27 100H25V103H26ZM74 101V100H73ZM72 101V102H73ZM85 101V100H84ZM193 101V100H192ZM238 101V100H237ZM48 102V103H49ZM70 102V101H69ZM218 102V101H217ZM245 102V101H244ZM247 102V101H246ZM34 103V102H33ZM43 103V102H42ZM75 103V102H74ZM208 103V102H207ZM215 102H212V104H214ZM240 103V102H239ZM20 103L18 102V105H19ZM29 104V103H28ZM39 104H41V102L39 103ZM38 104V105H39ZM56 106H55V105ZM77 104V103H76ZM185 104V103H184ZM203 104V103H202ZM245 104V103H244ZM248 104V103H247ZM247 104H246V106H247ZM21 105H23V104H21ZM27 105V104H26ZM31 105V104H30ZM81 105V104H80ZM87 105V104H86ZM98 105V106H99ZM218 104H216V106H217ZM33 106V105H32ZM55 106V107H54ZM71 106L72 105H70V108H71ZM76 106H79L78 104L77 105H75V107ZM185 106V105H184ZM220 106V105H219ZM29 107V106H28ZM31 107V106H30ZM39 107H40V105H39ZM42 107H43V105H42ZM58 107V106H57ZM62 107V108H61ZM61 107H59V109L61 108V111H64L65 110V108L63 107V106H61ZM67 107L69 108V106L67 105ZM74 107V106H73ZM81 107V106H80ZM235 107V106H234ZM34 108V107H33ZM69 108V109H70ZM205 108V107H204ZM240 108L242 109V107H241V105H240ZM247 108V107H246ZM31 109V108H30ZM34 109H37V108H34ZM41 109H43V108H41ZM41 109H39V110H41ZM58 109V108H57ZM77 109V108H76ZM218 109V108H217ZM244 109H245V107H244ZM22 110V109H21ZM29 110V109H28ZM74 110V109H73ZM16 111V110H15ZM38 111V110H37ZM57 111V112H56ZM60 111V112H61ZM67 111H68V109H67ZM71 111V110H70ZM70 111H68L69 112V114H70ZM238 111H240V109L238 110H235V111H233V113L230 115V117H233V120H234V117L236 118V119H238L237 117H238ZM9 112V111H8ZM11 112V111H10ZM40 112V111H39ZM60 112H58V113H60ZM65 112V111H64ZM173 112V111H172ZM170 113V119L169 120H175V118H174V116H172L173 115V113ZM221 112V111H220ZM223 112V111H222ZM251 112H252V110H251ZM13 113V112H12ZM65 113H67V112H65ZM204 113V112H203ZM37 114V113H36ZM69 114H67L68 116H69ZM196 114H198L197 112H194V114L192 115V116H194V115H196ZM229 114V113H228ZM255 114V113H254ZM18 115V114H17ZM30 116V115H35V111H33V112H31V111H28L25 115H19V117H17V118H15V120L16 119H18V120H22V118H23V120H25L24 119V117H27V116ZM61 115V114H60ZM116 115V114H115ZM168 116H169V114H167ZM203 115V114H202ZM245 115V114H244ZM40 116V115H39ZM62 116V115H61ZM64 116H65V114L63 115V118H64ZM162 116V115H161ZM165 116V115H164ZM172 116V117H171ZM198 116V115H197ZM196 116V117H197ZM226 116V115H225ZM225 116H223V118L225 117ZM243 116V115H242ZM16 117V116H15ZM41 117V116H40ZM188 117V116H187ZM187 117H185L186 118V120H188L187 119ZM199 117V116H198ZM212 117V116H211ZM7 118H8V115H7ZM42 118V117H41ZM53 118V117H52ZM69 118V117H68ZM165 118V117H164ZM174 118V119H173ZM185 118H181V116L180 117H177V119H176V122L174 123L175 125L177 124V129H176V127H175V129L177 130L176 132L179 134L180 133V129H181V127H180V125L183 123L184 124V119ZM188 118H190V117H188ZM222 118V117H221ZM227 118V117H226ZM244 118H245V116H244ZM1 119H0V121H1ZM46 119L47 118H44L43 120H40V122H39V124L37 125L38 127H37V129H36V131L38 132V130H39V128L40 127H43L44 125H45V121H46ZM70 119V118H69ZM183 119V120H182ZM194 119H196V118H194ZM206 119V118H205ZM207 119H209V118H207ZM217 119L218 118H214V117H212L210 120L211 121H208L209 123L208 124H210V126H208L209 127V129H208V134H210V138L211 139H213V141L214 140H216V138H218L217 136L219 135H216V127H215V122L217 121ZM225 119V118H224ZM228 119V118H227ZM7 120V121H6ZM6 120H4L3 122L5 123V122H8V119H6ZM9 120H14V119H9ZM10 121L11 122V124H9V123H7L6 125H7V127L5 126V128H7L8 130H10V129H12L14 126H15V124H13V123H15V122H19L18 120H16V121ZM54 119H52L51 121H53ZM60 120H61V118H60ZM63 120V119H62ZM64 120H65V118H64ZM134 120V119H133ZM166 120V119H165ZM190 120H193V118H191ZM204 120V119H203ZM50 121V120H49ZM66 121V120H65ZM64 121V122H65ZM112 121V120H111ZM139 121V120H138ZM156 121V120H155ZM189 121V120H188ZM220 121H222V120H220ZM253 121V120H252ZM261 121V122H262ZM38 122V121H37ZM62 122V121H61ZM157 122V121H156ZM167 122V121H166ZM169 122V121H168ZM172 122V121H171ZM190 122V121H189ZM201 122V121H200ZM211 122V123H210ZM219 121H217V123L216 124H219V123H222V122H219ZM236 122V121H235ZM234 122V123H235ZM16 123V124H17ZM25 123V122H24ZM31 123V122H30ZM60 123V122H59ZM66 123V122H65ZM64 123V124H65ZM121 123V122H120ZM140 123V122H139ZM161 123H162V120H161ZM165 123V122H164ZM188 123V122H187ZM187 123H185L186 125H187ZM196 123V122H195ZM195 123H192V121H191V124H194V126H195ZM206 123H207V121H206ZM228 123H230V122H228ZM233 123V124H234ZM243 123V122H242ZM249 122H247V124H248ZM254 123V122H253ZM1 124V123H0ZM20 124V123H19ZM35 124V123H34ZM135 124V123H134ZM148 124V123H147ZM152 124H153V122H152ZM159 124V123H158ZM163 124V123H162ZM182 124V125H183ZM208 124H206V125H208ZM251 124V123H250ZM22 125V124H21ZM48 125H49V123H48ZM60 125V124H59ZM112 125H113V123H112ZM137 125V124H136ZM165 125V124H164ZM47 126V125H46ZM46 126H44V127H46ZM56 126V125H55ZM55 126H53V127H51L49 130H48V133L49 132H52V130H53V128L55 127ZM65 126V125H64ZM138 126V125H137ZM141 126V125H140ZM143 126V125H142ZM174 126V125H173ZM193 126V125H192ZM223 126L224 127H226L227 125H225L224 123H223ZM223 126H219L218 128H220V127H223ZM19 127V126H18ZM43 127V128H44ZM60 127H62L61 125H60ZM68 127V126H67ZM113 127V126H112ZM136 127V126H135ZM144 127H146V125L144 126ZM149 127V126H148ZM147 127V129L148 130H150L149 128ZM158 127V126H157ZM168 127V126H167ZM191 127V126H190ZM231 127V126H230ZM16 128V127H15ZM42 128V130H44ZM151 128V127H150ZM48 129V128H47ZM46 129V130H47ZM107 129H110V128H107ZM112 129V128H111ZM222 130L221 131H224L223 130V128H221ZM227 129H228V127H227ZM237 129V132H235V130ZM7 130V131H8ZM14 130V129H13ZM17 130V129H16ZM41 130V131H42ZM45 130V131H46ZM137 130V129H136ZM153 130H155L154 128H153ZM152 130V131H153ZM183 131H184V135L185 134H190V131L192 130H190L189 128H184V129H182ZM194 130V129H193ZM225 130H226V128H225ZM11 131V130H10ZM35 131V132H36ZM40 131V132H41ZM104 131V130H103ZM111 131V130H110ZM114 131V130H113ZM112 131V132H113ZM118 131V130H117ZM132 131V130H131ZM139 131V130H138ZM140 131H141V129H140ZM142 131H144V129H142ZM169 131V130H168ZM172 131V130H171ZM195 131H197V130H195ZM211 131V132H210ZM247 131V132H246ZM5 132V131H4ZM12 132V131H11ZM44 132V131H43ZM84 132H86L87 133V130L85 131V130H83V131H81V133L80 134H82L83 135V137H82V139H83V142L85 141V139H87L86 137H85V134H84ZM129 132V131H128ZM133 133H135L134 131H132ZM156 132H157V130H156ZM159 132H160V130H159ZM175 132V131H174ZM218 132V131H217ZM10 133V132H9ZM8 133V134H9ZM34 133V132H33ZM33 133H31L32 135H34ZM102 133V132H101ZM109 133V132H108ZM136 133H138L137 131H136ZM144 133V132H143ZM143 133H142V135H143ZM149 133V132H148ZM218 133H220V132H218ZM224 133V132H223ZM7 134V135H8ZM31 134H30V136H31ZM43 134V133H42ZM52 134H56V133H52ZM57 134H59V133H57ZM64 134V133H63ZM121 134H122V132H121ZM152 134V133H151ZM192 134H194V133H192ZM198 134V136L200 135L199 133H197ZM6 135V136H7ZM28 135H29V133H28ZM28 135H27V137H28ZM37 135V134H36ZM78 135H79V133L76 135V137H78ZM99 135V134H98ZM105 135V134H104ZM135 136H136V134H134ZM138 135V134H137ZM150 135V134H149ZM153 135V134H152ZM166 134H164V136H165ZM174 135H176V134H174ZM183 135V134H182ZM206 135V134H205ZM221 135V134H220ZM227 135V136H226ZM39 136V135H38ZM48 136H50V135H48ZM54 136V135H53ZM95 136V135H94ZM161 136H163V135H161ZM171 136V135H170ZM177 136V135H176ZM187 137H188V135H186ZM26 136H22L21 135V137H18V138H16V139H13V140H10L9 141V143L6 145V147L4 146V148H6V149H9L8 147H16V149H21L27 142H29L27 139H29V138H25ZM32 137V136H31ZM34 137V136H33ZM76 137L74 136V138L76 139ZM81 137V136H80ZM105 137V136H104ZM103 137V138H104ZM116 137V136H115ZM152 137V136H151ZM159 137V136H158ZM179 137V136H178ZM178 137H177V139H176V141L174 140V143H170L171 142V140H167L168 142H169V144H167L166 146L164 145V149H168V151H170V154H171V156L172 155H174V154H176V147H177V145H178V141L177 140H179L178 139ZM182 137H184V136H182ZM181 137V138H182ZM192 137H194V136H192ZM192 137H190L191 139H192ZM196 137V136H195ZM194 137V138H195ZM220 137L221 136H219V140H220ZM1 138V137H0ZM10 138V137H9ZM15 138V137H14ZM41 138V137H40ZM39 137H38V140L40 139ZM43 138H45V137H43ZM47 138V137H46ZM73 138V139H74ZM94 138V137H93ZM92 138V139H93ZM96 138V137H95ZM103 138H102V140H103ZM153 138V137H152ZM160 138V137H159ZM170 138H173L172 136L170 137ZM175 138V137H174ZM181 138H180V140H181ZM185 138V137H184ZM3 139V138H2ZM36 139H37V137H36ZM36 139H33V140H35V142H36ZM53 139V138H52ZM69 139V138H68ZM65 140L64 142H63V140H62V142H63V144H62V146H66L67 148H69L70 146H71V144H69V142H70V140H73V139H69V140ZM81 139V140H82ZM97 139H98V137H97ZM100 139V138H99ZM113 139V138H112ZM163 139V138H162ZM162 139H160V140H162ZM165 139V138H164ZM190 139V140H191ZM198 139H200V137H198ZM198 139H196V141L198 140ZM222 139V140H223ZM8 140V139H7ZM31 140V139H30ZM43 140V139H42ZM57 140H59V139H57ZM56 140V141H57ZM88 140V139H87ZM102 140H101V143H100V146L98 145L97 146V144H99L98 142H97V144L95 145L96 147H94V141L92 142L91 140H90V142H92L91 144H89V146H91L92 145V148H88L89 149V151H87V153H86V150H88V149H86L85 150V155L80 159V160H78V161H74L73 160V162L71 161V162H68V163H70V164H65V161H61V154H59V155H57V156H55V158L56 157H58V160H59V158H60V161H59V163L58 164H55V162L56 161H50V160H48V164L47 165H44V161H42V162H40V163H38V164H31V165H28V166H22V167H19V171L18 172H15L14 170V173H9V174H7L6 175V178L4 177L3 179H5V180H7V179H9L8 178V175L9 176H11L10 178H13L12 177V175L14 176V175H16L17 176V173L20 175V177H22V178H24V179H28V178H30L31 176L34 178L35 177V174L34 173H36L35 171H37L36 169H38L39 170V167L40 166H42V168L43 169H45L46 167H48V168H46V169H48V171L46 172V173H48V177H46V178H48V180L46 181V180H44V179H41V177L39 178V179H41V180H39V179H37L38 180V183L37 184H35V182H33V180H32V182L35 184V185H32V184H29L28 183V181L29 180H27V182H24L23 180H22V178H21V181L22 182H20V183H18V184H14V187H15V189H13V192H15V190L16 191H21V189H23L24 190V192H25V190L27 189V190H29V191H27L26 190V195H24L23 197L21 196H19V199L21 200V202H19L20 203V205L18 206V210H14V208L12 209V210H14L15 211V213H14V211L11 213L10 211H2L3 213H1V210H2V208H1V210H0V227H2V228H0V249H1V247H3L6 243H19V242H22V241H25L24 240V238H26V237H28L29 235H32V234H35L36 232H39V231H46L47 232V230L46 229H44V227L48 224V226L47 227H49V225H51V223H53L52 221V219H54V220H59V221H61L60 219H65V216H66V214H67V212L69 211L68 209H70V207H71V205L73 206V207H76V206H74V205H76L77 204V200H76V198L73 196V192L76 190V191H78L77 190V187L76 186H79V180L78 179H76L77 177H79L80 176V174L82 173V174H85L87 171H88V173H92L93 172V174L94 173H96V172H100V173H103V171L102 170H104V169H102L103 167L105 168V166H104V163H106V161L109 163V162H111V164H112V162H114L113 161V155H116L117 154V149H119L120 150V148H121V146L118 148L117 147V142L115 141V142H111L112 144H110V147H109V144H108V142H106L107 144H108V146H107V144H105V141H103L102 142ZM104 140H105V138H104ZM154 140V139H153ZM188 140V139H187ZM189 140V141H190ZM76 141V140H75ZM107 141H111V140H107ZM133 141V140H132ZM140 141H143L142 139L140 140ZM151 141H152V139H151ZM189 141H188V143H189ZM200 141V140H199ZM198 141V142H199ZM201 141H202V139H201ZM208 141V140H207ZM3 142H4V140H3ZM6 142V141H5ZM34 142V141H33ZM44 142V141H43ZM46 142V141H45ZM80 142V141H79ZM130 142V141H129ZM139 142V141H138ZM144 142V141H143ZM155 142V141H154ZM156 142H159V141H156ZM161 142V141H160ZM164 142V141H163ZM195 142V141H194ZM194 142H193V145H194ZM198 142H196L197 144H198ZM75 143V142H74ZM115 145H114V144ZM127 143V142H126ZM132 143V142H131ZM134 143V142H133ZM137 143V142H136ZM136 143H134V144H136ZM191 143H192V141H191ZM190 143V144H191ZM30 144H32L33 145V143H30ZM38 145H39V147L40 146H42L41 144L42 143H39V141H38V143H37ZM36 143H35V145H37ZM73 144V143H72ZM76 144V143H75ZM81 144V143H80ZM120 144V143H119ZM130 144V143H129ZM145 144V143H144ZM151 144H153V142L151 143ZM154 144H156V143H154ZM161 144V143H160ZM181 144V143H180ZM196 144V145H197ZM200 144H203V143H201L200 142ZM128 145V144H127ZM137 145V144H136ZM159 145V144H158ZM163 145V144H162ZM199 145V144H198ZM3 145L2 144H0V157H3L2 155V147ZM22 146V147H21ZM29 146H31V145H29ZM46 146V145H45ZM87 146V145H86ZM107 146V147H106ZM134 146V145H133ZM137 146H139V145H137ZM142 146V148L143 147H145V146H143V145H141ZM161 146V145H160ZM202 146V145H201ZM32 147V146H31ZM36 147V149H37V151L39 152V150L38 149H40V148H38L37 146H35ZM73 147V146H72ZM78 147H80V146H78ZM150 147H151V145H150ZM182 147V146H181ZM180 147V148H181ZM185 147V146H184ZM199 147V146H198ZM33 148V147H32ZM55 148H57V147H55ZM63 148H65V147H63ZM136 149H137V147H135ZM141 148V147H140ZM147 148V147H146ZM155 148V150H156V146L154 147ZM158 148V147H157ZM159 148H161V147H159ZM187 148H189V147H187ZM244 148V147H243ZM242 148V149H243ZM12 149H14V148H12ZM35 149V148H34ZM43 149H44V147H43ZM133 149V148H132ZM163 149V150H164ZM196 148H194V150H195ZM199 149H201V151H199V158H198V160H194V162H196V165L194 164L193 165V170H194V173H192V174H197V169H200V165L202 166H208L209 167V165L211 164V157L214 155V150H213V146H212V148L210 149V150H203L202 148H199ZM198 149V150H199ZM205 149H206V147H205ZM257 149V150H256ZM4 150V149H3ZM10 150V149H9ZM47 150V149H46ZM60 150V149H59ZM151 150V149H150ZM159 150V149H158ZM157 150V151H158ZM161 150H162V148H161ZM175 150V151H174ZM181 150V149H180ZM6 151V150H5ZM8 151V150H7ZM21 151V150H20ZM57 151H58V149H57ZM61 151H62V149H61ZM61 151H59V152H61ZM65 151V150H64ZM135 151V150H134ZM167 151V150H166ZM187 151H188V149H187ZM190 151V150H189ZM192 151V153L194 152L193 150H191ZM191 151L189 152V153H191ZM197 151V150H196ZM204 151V152H203ZM246 151V150H245ZM153 152V151H152ZM179 152V151H178ZM41 153V152H40ZM44 153V152H43ZM55 153V152H54ZM53 152H52V154H54ZM57 154H58V152H56ZM75 153V152H74ZM119 151H118V156H119ZM123 152L121 151V154H122ZM156 153H158V152H156ZM167 153V152H166ZM196 153V152H195ZM219 153H221L220 152V150H219ZM232 153V154H231ZM10 154H12V153H10ZM9 154V155H10ZM45 154V153H44ZM62 154H63V152H62ZM70 154V153H69ZM71 154H73V153H71ZM88 154V155H87ZM150 154V153H149ZM159 154V153H158ZM216 154H218V153H216ZM23 155V154H22ZM48 155V154H47ZM64 155V154H63ZM125 155V154H124ZM131 155V154H130ZM156 155V154H155ZM181 155V154H180ZM15 156V155H14ZM66 156V155H65ZM65 156H63V158L65 157ZM82 156V155H81ZM80 156V157H81ZM127 156V155H126ZM164 156V155H163ZM171 156H169V157H171ZM17 157H19L18 155H16L14 158H10V159H4V160H2V161H0V169H2V171H3V168L5 169V166L7 165L8 166V164H9V162H11V161H13V160H15V159H17ZM45 157H47V156H45ZM48 157H50V156H48ZM47 157V158H48ZM70 157H71V155H70ZM157 157V156H156ZM175 157H176V155H175ZM175 157H173V158H175ZM179 157V156H178ZM181 158H177V160H178V163L176 164V162H175V164L172 166V165H170V166H165V168H163V170L161 169V171H162V173H163V178L164 179H166V178H168L169 177V175L171 174L172 175V171H173V176L176 178L177 176H180V175H182L183 174V172H185L188 168H186L185 169V171H184V168H185V166H188L189 164L187 163L186 165H184V163H186V162H184V159L185 158H183V155L182 156H180ZM53 159H55L54 158V156L52 157ZM67 158V157H66ZM85 158H87L86 160L87 161H89V164H92V165H90L91 167L90 168H88L89 167V164L87 165V167H84V169L82 170V165H83V162H86L85 160L83 161V159H85ZM119 158V157H118ZM124 159H125V157H123ZM48 159H50V158H48ZM65 159V158H64ZM111 159H112V161H111ZM162 159V158H161ZM259 159L260 158H257V160H255L254 162L255 163H257V162H260L259 161ZM30 160V159H29ZM44 160V159H43ZM70 160V159H69ZM204 160H205V164H204ZM20 161V160H19ZM46 161H47V159H46ZM105 161V162H104ZM117 161H119V160H117ZM116 161V162H117ZM122 161V160H121ZM202 161V162H201ZM96 162V163H95ZM98 162H99V164H98ZM101 162V163H100ZM171 162H173V161H171ZM192 162H193V160H192ZM193 162V163H194ZM8 163V164H7ZM19 163V162H18ZM43 163V164H42ZM107 163V164H108ZM124 163V162H123ZM192 163V164H193ZM254 163V164H255ZM6 164V165H5ZM29 164H30V162H29ZM102 164V165H101ZM111 164H108V166L107 167H109ZM118 164V163H117ZM164 164V163H163ZM258 164V163H257ZM10 165V164H9ZM19 165V164H18ZM141 165V164H140ZM176 165V166H175ZM236 165V164H235ZM54 166V167H53ZM174 166H175V168H174ZM121 167V166H120ZM173 167V168H172ZM41 168V169H42ZM110 168V167H109ZM10 169V168H9ZM15 169H16V167H15ZM18 169V168H17ZM141 169H144V168H141ZM140 169V170H141ZM156 170H157V168H156ZM155 170V171H156ZM189 170V169H188ZM6 171V170H5ZM17 171V170H16ZM44 171L45 170H43V173L42 174H44ZM90 171V172H89ZM102 171V172H101ZM105 171V170H104ZM113 171V170H112ZM154 171V172H155ZM159 171V170H158ZM41 172V171H40ZM39 172V173H40ZM107 172V171H106ZM134 172V171H133ZM132 172V173H133ZM142 172H144L143 170H142ZM223 172V171H222ZM88 173H86V174H88ZM161 173V174H162ZM37 174V173H36ZM41 174V175H42ZM98 174V173H97ZM123 174V173H122ZM128 174V173H127ZM136 174V173H135ZM18 175V176H19ZM38 175H40V174H38ZM77 175H79V176H77ZM100 175V177H102V175L103 174H99ZM129 175V174H128ZM147 175V174H146ZM157 175V174H156ZM200 175H202V174H200ZM28 176H30V177H28ZM47 176V175H46ZM77 176V177H76ZM89 176H91V175H89ZM115 176V175H114ZM141 176V175H140ZM42 177H44L43 175H42ZM74 177V178H73ZM99 177V178H100ZM126 177V176H125ZM149 177V176H148ZM15 178H17V177H15ZM19 178V177H18ZM32 178V179H33ZM87 178V177H86ZM115 178V177H114ZM158 178V177H157ZM161 178V177H160ZM162 178V179H163ZM2 179V180H3ZM79 179H80V177H79ZM81 179L83 180V178L81 177ZM125 179V178H124ZM134 179V178H133ZM151 179V178H150ZM150 179H149V181H150ZM163 179V184H164V186H165V184H166V182H165V180ZM4 180V181H5ZM20 180V179H19ZM81 180V181H82ZM89 180H91V179H89ZM140 180V179H139ZM147 180V179H146ZM15 181V180H14ZM17 181H18V179H17ZM99 181V180H98ZM120 181V180H119ZM148 181V182H149ZM152 181H154L153 179H152ZM167 181V180H166ZM171 181H172V179H171ZM147 182V181H146ZM168 182V181H167ZM173 182V181H172ZM171 182V183H172ZM8 183V181L6 182V184ZM46 183H48V186H46L47 184ZM88 183V182H87ZM91 183H93V182H91ZM90 183V184H91ZM136 183V182H135ZM161 183V184H162ZM170 183V184H171ZM3 184H5V183H3ZM5 184V185H6ZM101 184V183H100ZM104 185H106L105 183H103ZM1 185V184H0ZM10 185V187H11V184H9ZM94 185H96V182L94 183ZM98 185V184H97ZM96 185V186H97ZM71 186H73V190H72V193H70V191H69V188L71 187ZM88 186H89V184H86V183H84V184H82L81 185V188H78V189H80L79 191H84L85 193H87V191H88V189L90 190L91 188H88ZM99 186V185H98ZM121 186V185H120ZM123 186V185H122ZM134 186V185H133ZM163 186V187H164ZM168 186V185H167ZM220 186V185H219ZM3 187V186H2ZM10 187H8V188H10ZM13 187V188H14ZM74 187H76V189H74ZM91 187V186H90ZM92 187H95V186H92ZM104 187H106V186H104ZM114 187V186H113ZM6 188V187H5ZM99 188H100V186H99ZM72 189V187L70 188V190ZM7 190V189H6ZM9 190V189H8ZM11 190V189H10ZM22 190V191H23ZM94 190V189H93ZM96 190H97V187H96ZM101 190V189H100ZM104 190V189H103ZM161 190H162V188H161ZM3 191H5L4 189H2L1 191H0V194H2L3 193ZM98 191H99V189H98ZM105 191V190H104ZM160 191V190H159ZM163 191V190H162ZM28 192V193H27ZM95 192V191H94ZM93 192V193H94ZM123 192H125V191H123ZM151 192V191H150ZM90 193V192H89ZM95 193H97V192H95ZM6 194V193H5ZM16 194V193H15ZM14 194V195H15ZM18 194V193H17ZM17 194H16V196H17ZM20 194V193H19ZM18 194V195H19ZM71 194V195H70ZM75 194V193H74ZM88 194V193H87ZM119 194V193H118ZM122 194H124V193H122ZM162 194H163V192H162ZM173 194V193H172ZM97 195V194H96ZM96 195H94L93 194V198H95L96 197ZM98 195H99V193H98ZM127 195V194H126ZM1 196V195H0ZM78 196V195H77ZM83 196H84V194H83ZM83 196H81V197H83ZM91 196H92V194H91ZM111 196V195H110ZM121 196V195H120ZM131 196V195H130ZM2 197V196H1ZM0 197V198H1ZM85 197V196H84ZM108 197V196H107ZM117 197V196H116ZM163 197V196H162ZM109 198V197H108ZM144 198V197H143ZM19 199H18V201H19ZM79 199H81L80 197H79ZM117 199V198H116ZM115 199V200H116ZM163 199V198H162ZM161 199V200H162ZM9 199H7V201H8ZM48 200V202H46ZM76 200V201H75ZM90 200V199H89ZM97 200V199H96ZM144 200V199H143ZM165 200V199H164ZM4 201H6V200H4ZM6 201V202H7ZM83 201H84V199H83ZM87 201H88V199H87ZM105 201V200H104ZM123 201H124V199H123ZM110 202V201H109ZM163 202V201H162ZM258 202V201H257ZM18 203V202H17ZM74 203H76V204H74ZM84 203V202H83ZM115 203V202H114ZM118 203H119V201H118ZM126 203V202H125ZM4 204H6L5 202H4ZM3 204V205H4ZM8 204V203H7ZM87 204V203H86ZM85 204V205H86ZM90 204V203H89ZM112 204V203H111ZM124 206V205H123ZM138 206V205H137ZM212 206V205H211ZM217 206V205H216ZM226 206V205H225ZM14 207V206H13ZM209 207V206H208ZM208 207H207V209H208ZM4 208V207H3ZM12 208V207H11ZM48 208V209H47ZM113 208V207H112ZM135 208V207H134ZM142 208V207H141ZM72 209H75V208H72ZM72 209H71V212H72ZM108 209V208H107ZM210 209V208H209ZM230 209V208H229ZM228 209V210H229ZM10 210V209H9ZM38 210H39V213H40V211H42L43 212V216L42 217H37V212H38ZM45 210H47V214L48 215H46V214H44V212H46ZM77 210V209H76ZM104 210V209H103ZM35 211H37L36 212V215H34V212ZM78 211V210H77ZM107 212H108V210H106ZM117 212H118V210H116ZM115 211V212H116ZM50 212V213H49ZM70 212V213H71ZM74 212V211H73ZM73 212H72V214H73ZM138 212H140V211H138ZM191 212V211H190ZM213 212V211H212ZM75 213V212H74ZM11 214H12V216H11ZM41 214V213H40ZM128 214V213H127ZM177 214V213H176ZM193 214V213H192ZM39 215V214H38ZM74 215V214H73ZM116 214H114V217H116L115 216ZM121 215V214H120ZM132 215V214H131ZM181 215H182V213H181ZM41 216V215H40ZM110 216V215H109ZM118 216V215H117ZM124 216V215H123ZM137 216H138V214H137ZM141 216V215H140ZM187 216V215H186ZM69 217H70V215H69ZM81 217V216H80ZM83 217V216H82ZM174 218H175V215L173 216ZM183 217H184V215H183ZM67 218H68V215H67ZM109 218V217H108ZM133 218V217H132ZM135 218H136V216H135ZM190 218V217H189ZM71 219H73V217H71ZM87 219V218H86ZM89 219V218H88ZM114 219V218H113ZM112 219V220H113ZM128 219V218H127ZM179 219H183V218H180L179 217ZM179 219H178V221H179ZM66 220V219H65ZM129 220H131V219H129ZM171 220V219H170ZM175 219H173V222H175L174 221ZM177 220V219H176ZM192 220V219H191ZM63 221V220H62ZM82 221V220H81ZM87 221H89V220H87ZM110 221V220H109ZM132 221V220H131ZM181 221V220H180ZM66 222H68V221H66ZM128 222H130V221H128ZM170 222H172V221H170ZM172 222V223H173ZM183 222V221H182ZM54 223H57V225H58V221H56V222H54ZM61 223V222H60ZM87 223H89V222H86V224ZM117 223V222H116ZM62 224V223H61ZM67 224V223H66ZM71 224V223H70ZM84 224V223H83ZM114 224V223H113ZM180 224H182V223H180ZM183 224H184V222H183ZM80 225H82V224H80ZM37 226V227H36ZM53 226V224L51 225V227ZM55 226V225H54ZM60 226V225H59ZM58 226V227H59ZM66 226V225H65ZM68 226H70V225H68ZM85 226V225H84ZM179 226V225H178ZM197 226V225H196ZM72 227V226H71ZM102 227H104V226H102ZM111 227V226H110ZM181 227V226H180ZM57 228V227H56ZM70 228V227H69ZM68 228V229H69ZM73 228V227H72ZM79 228V227H78ZM87 228H89V226L87 227ZM106 228V227H105ZM160 228V227H159ZM48 229V228H47ZM80 229V228H79ZM97 229V228H96ZM101 229H103V228H101ZM57 229H55V231H56ZM62 230V229H61ZM86 230V229H85ZM92 230H93V228H92ZM98 231V230H97ZM42 232H40V234L42 233ZM84 232V231H83ZM91 232V231H90ZM90 232H88V233H90ZM94 232V231H93ZM96 232V231H95ZM44 233V232H43ZM64 233H65V231H64ZM68 234H69V232H67ZM77 233V232H76ZM98 233V232H97ZM39 234V233H38ZM52 234V233H51ZM68 234H66V235H68ZM72 234H75V233H72ZM42 235V234H41ZM44 235V234H43ZM42 235V236H43ZM48 235V234H47ZM70 235V234H69ZM69 235H68V237H69ZM77 235V234H76ZM75 235V236H76ZM63 236V235H62ZM72 236V235H71ZM88 236V235H87ZM86 236V237H87ZM32 237H34L33 235H32ZM38 237H40V236H38ZM38 237H36V239H38ZM54 237V236H53ZM58 237V236H57ZM29 239H31L30 238V236H29ZM35 239V240H36ZM42 240H43V238H41ZM45 239V238H44ZM71 239H73V238H71ZM34 240V242H36ZM47 240V239H46ZM56 240V239H55ZM54 240V241H55ZM32 241V240H31ZM41 241V240H40ZM43 241H45V240H43ZM63 241V240H62ZM89 241H91V240H89ZM207 241V240H206ZM27 242V241H26ZM30 242V241H29ZM52 242H53V240H52ZM51 242V243H52ZM57 242H59V241H57ZM64 242H65V240H64ZM86 242V241H85ZM205 242V241H204ZM67 243V242H66ZM92 243H95V241H93ZM217 243V242H216ZM56 244H58V243H56ZM60 244H62V243H60ZM53 245V244H52ZM51 244H50V247L52 246ZM55 245V244H54ZM54 245H53V247H54ZM64 246V245H63ZM49 247V246H48ZM52 247V248H53ZM60 247H62V246H60ZM203 249H204V247H202ZM51 249V248H50ZM49 249V250H50ZM201 249V248H200ZM39 251H41V250H39ZM54 251V250H53ZM38 252V251H37ZM37 252H35V250L33 251V252H31V253H29L28 254V256L30 257V258H36V257H38V255H40V253H37ZM26 254V253H25ZM21 261H25L26 260V257H27V254L26 255H24V254H21ZM19 260H20V258H19Z\"/></svg>",
  "mask_w": 264,
  "mask_h": 264
},
{
  "label": "water",
  "instance_id": "95a60500",
  "mask_svg": "<svg viewBox=\"0 0 264 264\" xmlns=\"http://www.w3.org/2000/svg\"><path fill=\"white\" fill-rule=\"evenodd\" d=\"M81 0H79V2H80ZM186 3H188V4H190L191 3V0L189 1V0H183L182 1V3H180V4H177L176 3V9H177V6L179 7V6H182V8H183V6H185V4ZM183 10V9H182ZM93 11H95V9L94 10H92V12L91 13H93ZM90 13V14H91ZM175 14V13H174ZM95 15V13L93 14V15H91L90 17H93ZM75 52V51H74ZM167 81V80H166ZM235 132H237V129L235 130ZM194 155V157H195V153H193ZM184 165H186V163H184ZM174 176H172V178H173Z\"/></svg>",
  "mask_w": 264,
  "mask_h": 264
}]
</instances>
